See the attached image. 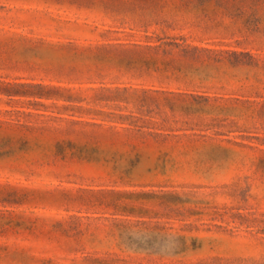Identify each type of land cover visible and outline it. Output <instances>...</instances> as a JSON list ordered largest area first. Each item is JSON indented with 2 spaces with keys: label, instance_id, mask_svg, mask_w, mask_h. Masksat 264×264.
Instances as JSON below:
<instances>
[{
  "label": "rangeland",
  "instance_id": "rangeland-1",
  "mask_svg": "<svg viewBox=\"0 0 264 264\" xmlns=\"http://www.w3.org/2000/svg\"><path fill=\"white\" fill-rule=\"evenodd\" d=\"M0 264H264V0H0Z\"/></svg>",
  "mask_w": 264,
  "mask_h": 264
}]
</instances>
